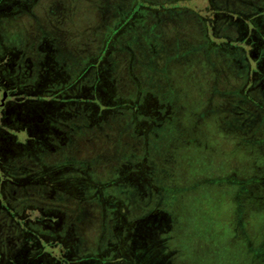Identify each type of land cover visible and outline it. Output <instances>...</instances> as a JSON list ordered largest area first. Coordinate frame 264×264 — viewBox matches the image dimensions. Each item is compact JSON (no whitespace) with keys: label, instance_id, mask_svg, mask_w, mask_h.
Wrapping results in <instances>:
<instances>
[{"label":"rangeland","instance_id":"1","mask_svg":"<svg viewBox=\"0 0 264 264\" xmlns=\"http://www.w3.org/2000/svg\"><path fill=\"white\" fill-rule=\"evenodd\" d=\"M0 264H264V0H0Z\"/></svg>","mask_w":264,"mask_h":264}]
</instances>
